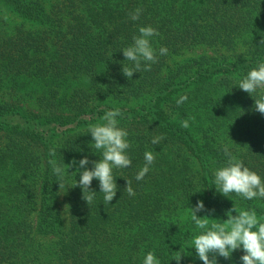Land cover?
Returning <instances> with one entry per match:
<instances>
[{
	"label": "trees",
	"instance_id": "1",
	"mask_svg": "<svg viewBox=\"0 0 264 264\" xmlns=\"http://www.w3.org/2000/svg\"><path fill=\"white\" fill-rule=\"evenodd\" d=\"M149 25L159 33L150 38L157 60L128 79L121 50ZM262 39L264 0H0V264H143L149 251L160 264H177L178 253L179 264H203L192 247L197 200L205 211L196 215L210 223L233 207L264 218V199L226 197L214 184L224 145L264 179L260 90L252 97L238 87L264 61ZM117 107L132 163L113 169L115 197L105 203L93 179L87 204L72 187L75 166L60 194L48 161L86 155L93 167L100 150L89 126ZM146 151L155 161L137 181ZM241 255L217 261L242 264Z\"/></svg>",
	"mask_w": 264,
	"mask_h": 264
},
{
	"label": "clouds",
	"instance_id": "2",
	"mask_svg": "<svg viewBox=\"0 0 264 264\" xmlns=\"http://www.w3.org/2000/svg\"><path fill=\"white\" fill-rule=\"evenodd\" d=\"M141 11V8H137L130 14V18L134 21L138 20ZM138 32L139 35H134L132 38L133 43L121 50L124 60L130 61L132 64L131 67H122V74L128 79H131L135 72L150 71L151 64L157 60L156 50L152 47L150 38L159 35L158 31L149 25L139 27ZM260 44H264V39L260 41ZM167 51L166 47L159 49L160 55H166ZM238 87L251 96L258 89L260 90L259 98L254 99V107L256 111L264 115V61H259L255 67L251 68L238 82ZM187 99L186 94L181 95L176 103L180 105ZM120 116H122V112L118 107L107 110L101 117V123L89 126L88 132L94 141V147L100 150V159L91 161L93 167H87L90 162L86 155L78 161L73 158L68 164L63 163L64 166L58 164L54 159L48 161L52 165L53 173L59 177L58 190L60 194H63L66 188L63 183L65 171L75 166L79 173V180H76L72 187H79L82 190V198L87 204L93 201L96 194V191L91 190L93 179L99 182V192L103 193L104 202L109 203L113 200L118 188L113 169L130 167L132 163L127 153L131 147L127 139L128 131L119 126L117 117ZM189 119H194V117H189ZM181 126L189 127L188 120H182ZM163 139L162 135L156 136L152 138L151 143L152 145L160 144ZM49 151L51 156H55V149ZM222 151L227 160L224 166L215 170L216 190L226 197H229L230 193H235L247 200L264 199V179L256 171L245 166L241 159L234 156L228 145H224ZM154 161V153L146 151L144 165L135 176L137 181L146 176ZM131 184V180H126L125 190L129 196L135 195ZM190 209L192 221L196 228L201 230L193 237L192 247L203 264H218L217 256L230 259L231 253L237 249L243 250V255L240 256L242 264H264V218H258L255 210L237 211L233 207L227 211L226 220L223 222L215 220L210 223L209 216L196 215L197 212L205 211L202 201L197 200ZM233 212L236 215H232ZM181 254L178 253L173 258L177 264H179ZM143 264H160V262L154 252L149 251L144 256Z\"/></svg>",
	"mask_w": 264,
	"mask_h": 264
}]
</instances>
